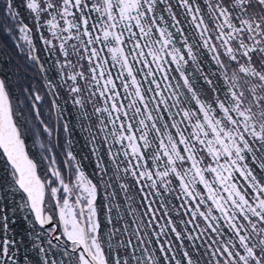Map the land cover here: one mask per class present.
<instances>
[{
	"label": "snow or ice",
	"instance_id": "6c2138e0",
	"mask_svg": "<svg viewBox=\"0 0 264 264\" xmlns=\"http://www.w3.org/2000/svg\"><path fill=\"white\" fill-rule=\"evenodd\" d=\"M0 32L43 81L0 77V264H264V0H5Z\"/></svg>",
	"mask_w": 264,
	"mask_h": 264
},
{
	"label": "trees",
	"instance_id": "16d2710c",
	"mask_svg": "<svg viewBox=\"0 0 264 264\" xmlns=\"http://www.w3.org/2000/svg\"><path fill=\"white\" fill-rule=\"evenodd\" d=\"M4 6L5 0H0V9H3ZM22 15H25L26 17L23 10ZM25 22H28L27 18H25ZM5 42L7 47H5ZM37 44L39 45V41H37ZM41 55L43 57V54ZM17 66H19V71L14 75L13 72ZM35 72L36 70L31 66V62L25 61L23 54H21L19 50L13 46V42L0 32V77L10 78L9 85L14 96L20 95L19 88L17 86L18 76L21 78V83L24 82V79H27L29 81L34 80V86H41L43 84V81L39 76L35 75ZM60 103L62 104L63 102L61 101ZM56 129L57 134L50 140L51 153L49 154H54L56 156L60 166H63L62 162L65 159V153L68 150H71L77 156V159H79L82 155L87 156L88 159L83 161V166L86 173L91 174L94 170V158L90 155L87 149L84 148L83 136L77 132L73 138L72 146L69 148V146L65 143V134L60 129L59 124L56 125ZM45 139H48L47 134L42 137H37V143L35 144L33 143L31 136L26 139V150L37 160H39L42 155L38 144ZM0 168H2V163H0ZM43 170V167H41V172H43ZM102 197L103 193H101V198ZM26 227L25 223L19 219V216H17L16 231L18 235H23Z\"/></svg>",
	"mask_w": 264,
	"mask_h": 264
}]
</instances>
